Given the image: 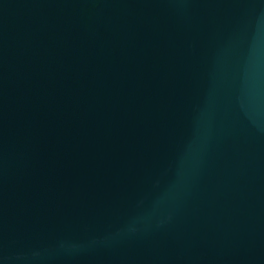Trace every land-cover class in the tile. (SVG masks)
<instances>
[{
  "label": "water",
  "instance_id": "water-1",
  "mask_svg": "<svg viewBox=\"0 0 264 264\" xmlns=\"http://www.w3.org/2000/svg\"><path fill=\"white\" fill-rule=\"evenodd\" d=\"M0 264H264V0H0Z\"/></svg>",
  "mask_w": 264,
  "mask_h": 264
}]
</instances>
